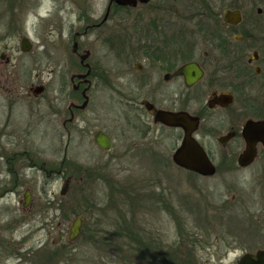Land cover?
<instances>
[{
	"label": "rangeland",
	"instance_id": "1",
	"mask_svg": "<svg viewBox=\"0 0 264 264\" xmlns=\"http://www.w3.org/2000/svg\"><path fill=\"white\" fill-rule=\"evenodd\" d=\"M220 1L241 4L243 23L236 33L244 34V41L233 42V31L221 23L223 10L233 8H221L217 21L216 16H209L211 31L202 32L201 15L209 14L202 7L211 9ZM29 4L16 16L26 21L30 39L36 43L45 38L47 22L38 21L33 3ZM45 4L49 5L47 1ZM107 4L108 0H90L88 11L99 18ZM135 10L150 21L144 30L152 32L151 27H157L165 41L174 35L175 42L190 50L191 59L204 61V53L208 52L211 61L220 57L223 66L230 63V58L215 53L212 33L230 42L229 50L235 52L231 58H235L238 73H254L255 65L246 68L248 58L254 50L264 54V0H151ZM73 16L63 14L64 21ZM112 18L115 22L109 23L107 29L117 35L120 18ZM90 41L91 38L85 39L84 43ZM96 42L95 54L103 56L107 52L101 43L103 39ZM119 57L117 49L112 48L111 60ZM36 58L39 64L30 59L32 77L40 70L41 59ZM130 78L133 79L129 95L116 91V82L111 92L98 85L91 95L90 105L81 114L80 135L72 150L78 157H69L77 165L69 189L62 193L64 179H51L36 168L27 170L26 186L33 191L34 206L26 217L18 203L24 187L12 194L0 190V264H143L135 254L126 253L130 247L128 239L118 234L129 229L148 242L153 240L165 246L175 243L186 253L174 258L179 264H235L240 251L264 249V149L259 148L253 164L241 168L237 156L242 148L237 149L233 143L219 145L216 138L225 130L215 123L210 127L203 123L195 137L209 153L216 174L202 177L177 167L171 157L181 131L153 124L138 106L143 96L136 90V77ZM40 82V77L31 81L33 85ZM201 88L198 84L189 93H182L190 100L192 113L202 111ZM253 98L264 106V90L253 91L249 104H254ZM221 114H213V120ZM96 130L111 137V151L105 152L94 144L92 134ZM52 133L51 128L39 125L33 136L36 145H32V155L42 149L46 156L35 157L33 163H46L49 168L56 162L50 154L59 144L52 140ZM2 174L1 186L8 180ZM79 215L84 217L83 232L68 245L70 225ZM18 218L24 220L18 222ZM114 232L118 235L114 236Z\"/></svg>",
	"mask_w": 264,
	"mask_h": 264
},
{
	"label": "flooded vegetation",
	"instance_id": "2",
	"mask_svg": "<svg viewBox=\"0 0 264 264\" xmlns=\"http://www.w3.org/2000/svg\"><path fill=\"white\" fill-rule=\"evenodd\" d=\"M45 1L49 4L47 7ZM89 1L86 0L83 8H80L73 0H0V174L3 173L8 179L4 185H0V190L4 194H12L19 187H24L22 198L18 200L23 217L31 214L34 206L33 191L26 186L27 170L36 168L51 179H64L62 191L69 189L72 184L77 165L69 157H78L73 151L80 135V117L90 105L91 95L98 85H104L111 92L113 83L116 82V91L122 90L129 95L133 79H129V76H135L136 90L141 91L143 96L138 106L146 111L154 125L180 130L181 142L183 131L155 123L154 115L147 108L150 106L154 111L187 112L199 119L196 132L203 123L209 127L213 123L222 127L221 130L225 132L217 136V143L224 147L229 143L235 144L237 149L241 147L238 155L245 147L242 131L246 122L264 121L262 102L257 104L256 100L259 99L253 98L254 104H249L253 91L264 90V79H259L264 78V68L261 67L264 54L254 50L248 58L246 68L255 65L252 74L236 72L233 62L235 58H231L235 52L229 49L223 51L220 44H215V53L220 56L228 54V57L223 58H230V63H224L223 66L220 57L213 62L208 52L204 53L205 59L200 62L191 59L190 50L175 42L174 35L165 41L157 27H151L152 32L144 30L145 24L150 21L138 14L135 8L144 7L151 0L147 3L138 2L135 7L119 6L108 0L103 16L99 18L89 13ZM29 2L36 9L38 21L47 22L45 38L36 43L30 39L26 21L23 22L16 16ZM63 14L75 16L64 21ZM112 17L120 18L121 26L117 35L107 29L109 23L115 22ZM241 17L242 20L237 25L225 23L223 12L220 17L222 25L233 31L232 41L237 43L244 41L245 37L243 34L240 35V40L235 39L239 36L236 32L243 23L242 11ZM16 34H19L18 41H15ZM90 38L91 43H84L85 39ZM101 38L103 45H99L107 49V52L103 56H97L96 41ZM36 44L39 46L37 49L34 46ZM112 48L117 49L120 56L114 61L110 58ZM36 56L41 59L40 70L32 77L30 59L32 57L34 64H39ZM189 63H196L203 72V76L191 86H187L183 74H176ZM39 77L40 84L33 85L31 81ZM120 82H124V85ZM198 84L202 87V111L192 113L189 110L190 100L182 93H189ZM237 102L242 105L235 106ZM215 113L222 114L219 119L213 120L212 115ZM41 124L51 128L52 140L59 144L57 149L51 151L50 157H55L56 162H52L49 168H46V163H33L35 157L45 155L42 149L32 155V145H36L33 136ZM83 124L87 125L85 122ZM97 131L102 130H96L92 134L93 142ZM109 138L111 139L110 136ZM221 138L226 141L220 143ZM111 143L110 150L105 152L111 151L112 139ZM259 148L264 149V146L259 144L258 150ZM206 153L210 157L207 151ZM27 195L29 202L26 204ZM17 220L22 222L24 219ZM83 222L84 217L79 236L83 232ZM59 224L56 223L57 226ZM7 226L10 225L5 227ZM73 242L67 240L68 245ZM259 250L264 249L240 251L235 264L239 263L243 255L256 254Z\"/></svg>",
	"mask_w": 264,
	"mask_h": 264
},
{
	"label": "water",
	"instance_id": "3",
	"mask_svg": "<svg viewBox=\"0 0 264 264\" xmlns=\"http://www.w3.org/2000/svg\"><path fill=\"white\" fill-rule=\"evenodd\" d=\"M80 8H83L86 0H73ZM119 6L135 7L137 3H147L149 0H112ZM261 9H258V13ZM242 20L241 11L239 9L223 11V21L227 24L237 25ZM240 40V36L235 37ZM176 74H183L187 86H191L194 82L203 76L202 70L196 63H189L183 66ZM229 100V98H228ZM148 111L154 115V122L160 123L170 128H180L183 131V138L172 154V162L177 167L195 173L203 177H211L216 174V166L208 157L203 146L196 140L194 133L199 126V119L187 112H169L154 111L148 106ZM242 135L245 141L244 150L237 157V164L241 168L251 165L258 155V145L264 146V121H247L244 125ZM225 138L220 139V143H224ZM94 143L102 150L108 151L111 148V139L102 131H97L94 135ZM67 185H65V188ZM65 190L62 191L64 193ZM26 204L29 202L27 195ZM83 216H77L71 223L67 240L73 242L77 239L81 231ZM238 264H264V250H259L256 254L247 253L243 255Z\"/></svg>",
	"mask_w": 264,
	"mask_h": 264
},
{
	"label": "trees",
	"instance_id": "4",
	"mask_svg": "<svg viewBox=\"0 0 264 264\" xmlns=\"http://www.w3.org/2000/svg\"><path fill=\"white\" fill-rule=\"evenodd\" d=\"M240 3L238 2H232V3H226L224 1H220L219 5L217 4L216 7H213L210 9L209 6H203L202 9H207L208 13H202V23H201V29L203 28L204 33H207L211 31L208 27V20L210 19L209 16L214 15L216 18L215 20L219 18V10L221 8H233V9H239ZM120 7H115V9H119ZM216 8V11L214 12V9ZM212 11V12H210ZM213 17V16H212ZM205 19V20H204ZM217 21V20H216ZM207 23V25H206ZM218 23V22H216ZM213 36L215 37L214 42L216 44H220V47L223 51H226L229 49V44L230 42L227 41L226 39L220 38L216 33H212ZM226 40V41H225ZM222 44V45H221ZM224 57H228V54H223ZM119 235L122 236L123 239H128L130 247L128 248L129 250H126V253L129 255L135 254L143 264H179L177 261L174 259L175 257H178L177 255L180 256V253H185L181 249L177 248L178 246L174 244L165 246L161 242H155V241H149L140 239L138 232L136 234H133L130 229L129 231L125 232H118ZM117 233H113L114 236L118 235ZM133 246V247H132ZM186 254V253H185Z\"/></svg>",
	"mask_w": 264,
	"mask_h": 264
}]
</instances>
